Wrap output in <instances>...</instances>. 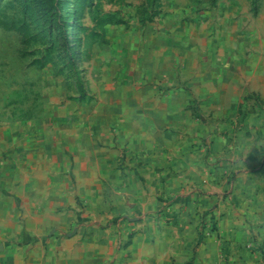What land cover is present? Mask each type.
<instances>
[{
	"label": "crops",
	"instance_id": "1",
	"mask_svg": "<svg viewBox=\"0 0 264 264\" xmlns=\"http://www.w3.org/2000/svg\"><path fill=\"white\" fill-rule=\"evenodd\" d=\"M199 15L114 25L109 70L95 42L100 108L21 144L8 232L61 233L34 250L61 240L70 264H118L130 240L141 264H264L240 252L264 241V111L249 102L260 23ZM128 221L132 234L119 228ZM6 245L13 258L32 246Z\"/></svg>",
	"mask_w": 264,
	"mask_h": 264
},
{
	"label": "rangeland",
	"instance_id": "2",
	"mask_svg": "<svg viewBox=\"0 0 264 264\" xmlns=\"http://www.w3.org/2000/svg\"><path fill=\"white\" fill-rule=\"evenodd\" d=\"M176 8L201 19L200 12L209 11L212 16L215 12L217 17L259 21L261 35L254 58L258 82L249 102H258L253 108L263 112L264 0H0V264H70L60 255L69 245L61 240L45 242L42 251L34 250L38 239L48 235L59 239L61 233H32L29 228L20 236L8 232L15 221L5 218L3 208L13 211L11 200L16 196L5 191L14 183L19 158L24 156L21 144L36 133L75 126L88 115L94 118L101 105V91L94 86L102 82L98 75L102 64H94L95 42L102 41L99 45L108 61L103 67L109 70L114 25L152 27L165 10ZM18 204L25 208L24 202ZM6 243L9 249L32 246L13 258V251L3 253ZM130 245L131 240L118 249L117 254L122 251L118 264H141L128 260Z\"/></svg>",
	"mask_w": 264,
	"mask_h": 264
},
{
	"label": "built area",
	"instance_id": "3",
	"mask_svg": "<svg viewBox=\"0 0 264 264\" xmlns=\"http://www.w3.org/2000/svg\"><path fill=\"white\" fill-rule=\"evenodd\" d=\"M132 225V222L128 221V223L121 224L119 228L127 234H132ZM240 252L241 254H247L258 262H264V241H246L243 243Z\"/></svg>",
	"mask_w": 264,
	"mask_h": 264
}]
</instances>
